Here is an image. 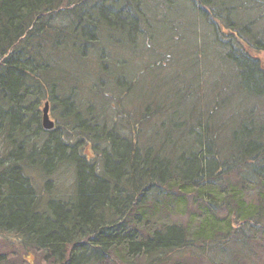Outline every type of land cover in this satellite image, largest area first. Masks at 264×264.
I'll use <instances>...</instances> for the list:
<instances>
[{
	"label": "trees",
	"instance_id": "16d2710c",
	"mask_svg": "<svg viewBox=\"0 0 264 264\" xmlns=\"http://www.w3.org/2000/svg\"><path fill=\"white\" fill-rule=\"evenodd\" d=\"M146 3L0 0V234L49 252L50 264H264V0H151L158 24ZM61 10L66 26L51 22ZM178 23L205 28L204 41L191 37L199 57L174 55L188 41ZM132 63L161 65L166 93L136 99L122 135L100 103ZM92 82L98 115L73 97ZM46 101L71 107L62 116L79 125L81 150L58 136L30 139L57 131L43 127ZM63 159L75 173L67 200L37 186ZM188 204L187 223L157 215Z\"/></svg>",
	"mask_w": 264,
	"mask_h": 264
},
{
	"label": "rangeland",
	"instance_id": "374dc122",
	"mask_svg": "<svg viewBox=\"0 0 264 264\" xmlns=\"http://www.w3.org/2000/svg\"><path fill=\"white\" fill-rule=\"evenodd\" d=\"M154 2V0H152ZM148 4H147V13H149L151 16L153 13L156 12V5L151 3V0H147ZM153 5V6H152ZM185 9V8H184ZM129 11V10H128ZM182 15H180L178 13V15L181 17L183 16L184 19L186 17V13H181ZM130 16V14H128ZM176 16V14H175ZM190 19V18H188ZM187 19V20H188ZM149 21L151 23H161L163 20L161 19L160 22H158L157 20V16H152L149 18ZM51 22L54 25H64L66 26L69 22H68V15H66V11L65 10H61L59 12H56L53 14V16L51 17ZM171 24L174 25V22H169ZM194 23V24H193ZM192 24L195 25L196 22H194V19L192 18ZM183 24L178 23V25L176 27L178 28H183V31H181V33H183L182 35H178L179 39L186 37V39L188 38L187 46H185L184 48H175L173 51L174 55L176 54H182L184 51V49L187 50L188 54H193V57H199L194 51L193 49L195 48L194 45H190L191 43V37H196L199 36L198 39L204 41L205 39V28L203 26H193V31H187L184 29ZM151 28V27H150ZM168 28H170L169 32L166 34L167 35H171L172 34V27L169 25ZM175 28V27H173ZM198 31L201 33L199 35ZM190 32V33H188ZM147 33V32H146ZM156 35H158L159 33H157L156 31L154 32ZM175 33V31H174ZM194 33V35H193ZM149 34V33H148ZM164 36V37H166ZM202 36V37H201ZM158 37H162V35H158ZM197 38V37H196ZM154 37L152 38V40L154 41ZM159 39V38H158ZM160 43V42H159ZM210 49H205V51H207L209 54L211 52ZM193 51V52H192ZM88 53H90L91 55H94V49L90 50ZM162 56L161 54H158L154 59H156L157 57ZM122 56H119V58ZM262 62L264 64V53L262 52ZM164 61V60H163ZM127 63H129L127 61ZM84 66V65H83ZM153 72L151 71L152 69H154ZM157 67H161L157 66L156 64L150 65V66H145V65H141V64H137V63H132L130 65H126L124 67L123 70V78L121 76H118L119 79L121 80L122 83L117 84V87H113L111 85V83H108L109 86H107L108 88H105L107 90V98H109L108 102H106V99H101L102 102L100 103L98 96H100V94H98L97 91H94V83H90L89 87L91 88L93 86V88L89 89V90H85L83 87L85 86L83 83L80 85V87L78 88V90L76 91V93L74 94V99H76L75 101V105L77 107L78 111H83L85 109H87L88 104L91 103V112L94 114L95 113L98 115L99 110L97 109V107H93L92 110V106H94V102L96 103H100L102 105V109H103V113L100 114V116L102 117H106V118H102L103 121L107 122V126L108 128H114V131H119L122 135H127L128 134V129H127V123H125L127 120L129 121V117L128 115H126L127 111L129 110V108L135 103L136 99L138 100V98L142 97V98H147V102L151 101L150 97H149V93L150 96L154 95L155 92H158L160 97L165 96V89L161 88V83L156 82V75L157 76H161V74L157 73L159 72V68ZM148 70H150V72H147ZM77 72V71H76ZM122 73V72H121ZM156 74V75H155ZM82 73L80 71L77 72V78L76 81L79 82L80 77H81ZM87 77H89V79L92 77L91 74H86ZM173 73H171V77L170 79H172L173 77ZM96 83H99V81L95 78ZM150 80V81H149ZM88 83V81L86 82ZM100 83H102L100 81ZM107 83V82H106ZM126 83V85H124ZM131 85H133L136 89L134 91V93H126L125 90ZM92 85V86H91ZM101 87V86H100ZM83 88V89H82ZM97 88V86H96ZM99 90V89H98ZM91 91V92H90ZM143 91V93H141ZM120 92V93H118ZM92 93H94V96L92 95ZM125 94V95H122ZM141 94V96H140ZM87 95H89L90 99H92L90 102L87 98ZM121 96H124L121 98ZM97 100V101H96ZM105 101V102H104ZM105 105H104V104ZM138 103V104H137ZM136 107L139 108L140 104L139 102L136 101L135 103ZM42 107H44V102L42 104ZM54 108L53 106H51V118L53 120L56 121V123L58 124V126L55 128L57 131L56 133H47V132H37L35 131V133L32 134V137H30V139L35 138L34 140L36 142H41L43 139H48V138H54V137H61L62 141H64V143H67L68 145L70 144L75 145L77 148V150H81L79 148V146H77V144H81L84 145L86 140L84 141L82 138L83 136H80L81 134L78 132H73L72 127L75 126H79L76 122H72L71 124L67 122V115H69L70 113H72V109L71 107H67V109L65 110V113H63L64 108L60 109L58 106H56V109H52ZM43 109V108H42ZM101 110V109H100ZM137 112V111H136ZM62 114H64L65 116H62ZM68 118H72V116H69ZM150 130V131H149ZM33 131V130H32ZM147 134L149 132H151V126H147ZM145 131H143V135L145 137ZM79 136V137H78ZM86 137V135H85ZM177 137V136H175ZM87 139V138H85ZM89 147V145L87 146ZM86 152L90 155L91 153H93V151L89 148L85 149ZM82 152V151H80ZM174 155V152H172ZM172 153L170 154V152L167 154L170 156H172ZM91 156V155H90ZM54 172L55 174L44 179L42 182L40 181V185L38 186V190L39 191H45L44 188L50 189L51 192L54 193L55 197L57 198H61L64 200H67L70 198V196L73 193L74 190V183H75V173H74V169L73 167L70 165V163H68L66 161V159H63V161H56V165L54 166ZM50 181V182H47ZM46 184H50V188L44 187ZM191 203V202H190ZM192 204V203H191ZM191 204H188L187 207H176V208H171L169 207H160L161 210H159L158 212V216L161 218L162 221L165 222H173V221H177V223H187L190 218L192 217L191 215V210H192V206ZM169 210V214L165 215ZM199 217V216H198ZM197 217V218H198ZM195 227V223L194 226ZM2 234H0V264H50L52 261V256H50L49 252L47 251H43L41 249H37V248H30L29 250H25L20 244L19 242L15 239L14 236H12V234H8V237L3 238V236H1ZM259 256H257L258 259ZM85 257L82 255L81 257H79V259H77L76 261L81 262L84 261ZM259 260V259H258ZM256 262V260H255ZM98 264H111L109 262L108 258H104V261H100Z\"/></svg>",
	"mask_w": 264,
	"mask_h": 264
},
{
	"label": "water",
	"instance_id": "95a60500",
	"mask_svg": "<svg viewBox=\"0 0 264 264\" xmlns=\"http://www.w3.org/2000/svg\"><path fill=\"white\" fill-rule=\"evenodd\" d=\"M42 124H43L44 129L46 130H53L56 125L55 120L51 119L49 101H46L43 107Z\"/></svg>",
	"mask_w": 264,
	"mask_h": 264
},
{
	"label": "flooded vegetation",
	"instance_id": "af4514ba",
	"mask_svg": "<svg viewBox=\"0 0 264 264\" xmlns=\"http://www.w3.org/2000/svg\"><path fill=\"white\" fill-rule=\"evenodd\" d=\"M50 115H51V105H50ZM56 122V121H55ZM56 126H57V123H56Z\"/></svg>",
	"mask_w": 264,
	"mask_h": 264
}]
</instances>
